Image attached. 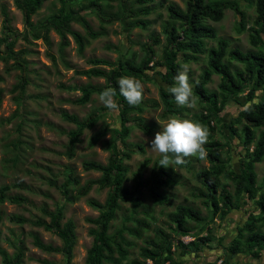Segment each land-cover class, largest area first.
Returning a JSON list of instances; mask_svg holds the SVG:
<instances>
[{
	"label": "trees",
	"instance_id": "obj_1",
	"mask_svg": "<svg viewBox=\"0 0 264 264\" xmlns=\"http://www.w3.org/2000/svg\"><path fill=\"white\" fill-rule=\"evenodd\" d=\"M47 0H16L15 4L23 16L25 29H29L34 39L42 38L48 44V34L54 31L60 37V49L69 45L67 35L72 36L77 45V53L81 55L89 40L102 36L104 27L118 22L124 31L132 28L148 30L147 17L154 11L153 7L146 6L154 0H136L138 8L126 7L124 0H116L117 10L111 11L109 1L114 0H88L86 3L72 6L77 0H56L59 8L43 20L33 24L31 19ZM183 8L175 3H169L164 7L166 19L160 23V35L150 33L147 41L140 44L141 55L122 52L115 61L92 58L89 60V69L75 71L78 76L86 78H100L104 80V86H81L78 89L81 96L74 102L86 105L93 94H100L102 90L112 87L116 90L115 99L119 105L117 117L118 125L104 126L95 132L87 141L89 148L95 147L100 140L110 132V139L105 142V149L109 156L105 165L94 161H86L82 167L86 171L100 172L97 180L88 182L80 192H72L68 186L72 178L68 176L61 186L62 200L54 211L41 208V213L49 219L30 221L19 215H11L8 220L17 225L30 223L32 226L42 227L46 231L56 234L63 242L60 248L44 244L36 235H33V245L44 252L64 253V264H72V249L75 243V225L71 220L62 223L66 203L77 200L93 185L99 189L107 188V197L102 205L94 200H88L90 207L98 210L99 215L87 222L95 226L89 230L92 236V245L87 251L84 264H182L173 260L171 248L174 246L182 255L201 253L215 249L212 245L213 236L209 233V226L218 216L224 219L232 210L239 211L243 206L251 203L256 210L249 212L246 221L237 228L236 237L222 250L225 259L221 263L229 264L228 258L237 254H249L253 263L259 264L261 252H264V176L261 183L256 181L255 164L264 161V41L260 37L264 35V0H244L254 6L255 17L252 21L250 43L252 50L242 52L239 49H229V43L218 36L217 30L208 21L220 22L225 10H231L239 16L237 33L241 34L246 28V14L242 11L237 0H181ZM104 3V5H103ZM161 6V5H160ZM77 7V8H76ZM107 11V12H105ZM4 26L7 25V14ZM88 16H95L101 26L100 31H94L87 21ZM161 14H158L160 17ZM72 24H78L84 31L82 33L72 30ZM5 37L8 38L10 30L5 28ZM39 32H42L41 34ZM18 35V32H13ZM26 40V38H23ZM207 41H215V47H208ZM15 40L7 43V49H11ZM155 47H160V57L155 59ZM23 54V52H22ZM206 56V67L202 70L194 84L193 95L197 98L200 111L193 116L194 122L202 124L208 132L207 142L204 145L206 159L210 163L207 169L196 171L195 178L201 185L193 197L200 199L208 212L207 217H202L199 209L189 205L179 204L170 214V222L174 224L172 230L180 235H193V240L184 244L180 239L170 240L163 230H154L153 238L144 237L151 229L147 218L154 220L144 204V190L154 204L168 206L170 200L162 189L172 188L178 181L174 177V171L170 168L160 167V157L154 161L144 158L136 171L131 175V186H125L128 179V167L124 164L136 153L144 154L142 145L127 143L126 140L135 125L137 129L146 135H150L152 129L146 125L140 116L146 109H156L159 104L156 101L142 100L138 106H130L119 94L117 84L121 76H131L142 83L154 82L158 76L161 83L168 87L173 85L174 77L181 71V65L197 63L200 56ZM8 58L14 59V67L20 70L18 83L13 90H19L22 95L28 83L26 76V63L21 58V53L8 52ZM227 59V61H225ZM6 60V59H5ZM234 61L242 68L233 71L230 63ZM107 67V70L103 69ZM158 68H163V71ZM216 75L219 83L216 90L207 88L212 77ZM0 77V83L2 82ZM157 84V83H156ZM262 95L257 99L256 93ZM158 94L162 106L161 116H179L182 108L175 102L174 97L167 88L158 86ZM245 94V100L237 97ZM1 104V93H0ZM235 107L236 114L230 118H224L226 112ZM103 114L92 111L85 119L79 120L73 114L62 113L61 118L76 126L74 130L66 133L68 144L66 155L72 158L76 145L80 143V137L84 130L93 129ZM133 122V124H130ZM258 131V133H257ZM220 134L224 142L216 138ZM238 140L242 146L238 166L230 164V158L224 160L222 151L230 145L229 141ZM252 147V148H251ZM251 148V149H250ZM228 151V149H227ZM149 169V175L143 179L144 172ZM190 159L185 158V163L179 168H188ZM233 186V193L228 190ZM12 188H24L21 184L0 186V205L9 203L23 205L27 199L20 195H9ZM121 203H129L130 214L125 220L131 225L121 227L109 232L111 224L116 218V212L120 210ZM141 209L144 218H135V214ZM134 215V216H133ZM146 216V217H145ZM187 221L195 223V227L187 228ZM207 232V235L203 233ZM203 235V236H201ZM141 240L143 245L138 246V259H131L130 250L136 247L131 239ZM223 237L219 238L221 244ZM217 246H219L217 244ZM1 264H21L22 253L10 257L0 248ZM206 264H216L218 259L211 258ZM257 261V262H256ZM149 262V263H148ZM264 264V261L261 263Z\"/></svg>",
	"mask_w": 264,
	"mask_h": 264
},
{
	"label": "rangeland",
	"instance_id": "obj_2",
	"mask_svg": "<svg viewBox=\"0 0 264 264\" xmlns=\"http://www.w3.org/2000/svg\"><path fill=\"white\" fill-rule=\"evenodd\" d=\"M15 1L0 0V77L3 79L0 83V186L21 184L24 188H12L8 194L23 196L27 199V203L20 206L9 203L0 205V248L4 249L10 257L21 251V264H64L63 252H44L32 243V236L36 235L44 244L61 249L64 242L56 234L46 231L42 227L32 226L30 223L24 225L14 224L8 220V217L19 215L30 221L42 219L48 222L49 219L41 213V208L45 207L48 211L55 210L62 200L61 186L66 182L68 176L72 178L68 188L76 194V192L83 190L88 182L97 180L101 176L100 172L84 170L82 164L86 161H94L103 165L107 163L109 153L104 147L105 142L110 139L112 134L108 132L93 148L87 146V141L100 128L119 124L117 110L107 109L100 102L98 94H93L86 105L76 104L74 101L81 96L79 87L87 85L104 86V80L78 76L75 71L89 69L88 62L92 58L113 62L121 51H126L129 54L134 52L140 56V44L147 41L152 32L159 34L162 43H164V38L160 33V23L166 19L164 7L169 3H175L183 8L184 3L181 0H154L153 3L146 5L154 8V11L147 17L148 30L143 31L132 28L124 31L118 22H114L104 27L105 33L102 36L94 40L90 39L83 53L79 55L76 50L77 45L70 35H67L69 45L63 50L60 49L61 39L54 31H50L48 34V44L42 38L34 39L29 29H25L22 13L17 9ZM87 1L77 0L72 3V6L79 7ZM118 1H109L112 7L111 11L118 9ZM124 1L127 8L131 6L138 8L139 6L136 0ZM237 1H239L241 9L247 17L246 28L243 33H237L239 16L231 10H225L224 17L220 22L208 21V23L217 30L220 38L229 43V49L237 48L242 52H246L253 49L249 36L251 31L248 28L253 27L254 6L249 5L244 0ZM251 1L254 2V0ZM58 8L59 4L56 0H47L43 3L41 9L32 16V23L36 24L43 20ZM3 10L7 14L6 27L10 30L8 38L5 37L6 27L4 26ZM158 14H161V16L158 17ZM87 21L94 31L102 29L95 16H88ZM72 30L85 35L78 24H72ZM15 31L18 32V35L13 33ZM24 37L26 40L23 39ZM260 37L264 41V35L261 34ZM12 40H15V44L9 50L6 45ZM207 46L215 47L216 42L207 41ZM155 50V59H158L161 48L155 47ZM9 51H13L14 54L21 53V58L26 63L28 83L22 95L19 94V90H13L19 81L21 72L14 67V59L8 58ZM182 65L188 66L189 83L193 89L199 75L206 67V56L201 55L197 63H182ZM230 65L233 71L242 68L240 64L234 61ZM103 69L107 70V67H103ZM158 69L163 71V68ZM181 70L183 69L181 68ZM153 80L154 82L151 83H142L144 89L143 99L145 101H156L159 107L156 109L148 108L140 115L146 125L152 129L151 134L146 135L133 125L126 140L127 143L142 145L145 151L144 154L136 153L129 160L124 161L129 170L127 174L129 180L125 183L127 187L131 186V175L144 158H150L154 161L160 157L150 151V144L148 143L154 139L155 133L160 131V125H163L170 117L194 121L193 116L200 111L197 98L193 95L196 102L195 107L180 106L183 110L179 116L162 117L158 86L161 85L163 88H168V86L161 83L158 76H155ZM218 83L219 78L214 75L207 88L216 90ZM256 95L259 99L262 92L258 91ZM237 98L244 101L245 94ZM234 109L235 107H231L229 110L231 113H224V118L234 116L236 114ZM92 111L102 113L103 117L93 129L83 131L73 157L69 158L66 155L68 144L66 133L74 130L76 126L64 121L61 114H73L79 120H83ZM130 124H133V122ZM216 138L224 142L220 134H217ZM229 142L230 145L222 151L221 156L224 160L228 159L227 157L231 158L230 163L235 166L240 159L239 154L236 152H242L241 143L238 140ZM188 158L190 159L188 168L173 166V170L169 167L174 171V177L178 181L172 188L162 189V192L168 196L170 205L154 204L148 197H145L147 191L144 190L145 208L154 219L147 218L151 229L144 234V237L148 240L153 238L154 230H163L169 239L173 241L180 239L184 243H188L193 238V235H180L172 230L174 224L170 222L169 216L179 204L199 209L202 217L208 216L201 200L194 198L193 193L201 187L195 178L196 171L209 168L210 163L206 158ZM151 166L152 164L144 172L143 179L148 177ZM255 173L256 181L261 183L264 176V161L255 164ZM228 190L233 193V186L229 185ZM107 192V188L99 189L97 185H93L86 194L64 205L62 223L71 220L75 225L72 264H84L87 251L92 245L93 238L89 235V230L95 228V226L88 223L87 219L96 218L99 212L90 207L87 201L94 200L103 205L106 201ZM130 206L129 203H121V208L116 212V218L111 224L110 233L121 227L131 225L130 222L125 220V216L130 214ZM254 210L256 208L249 203L239 211L232 210L222 220L217 216L208 228L210 235L213 236L212 245L215 246V249L207 250L205 248L201 253L182 255L173 246L171 248L173 260L182 264H206L211 262V258H217L216 264H224L221 263V260L225 259L222 247L228 246L236 237V229L244 223L248 213ZM134 217L144 218L141 209ZM186 227L191 229L195 227V223L187 221ZM203 235H207V232ZM221 237H223V240L219 244L218 240ZM129 239L136 244V247L130 250V258L140 260L138 246L143 245L142 241ZM263 261L264 252H261L258 263L261 264ZM228 262L229 264H251L253 258L249 254L239 253L234 257H229Z\"/></svg>",
	"mask_w": 264,
	"mask_h": 264
},
{
	"label": "clouds",
	"instance_id": "obj_3",
	"mask_svg": "<svg viewBox=\"0 0 264 264\" xmlns=\"http://www.w3.org/2000/svg\"><path fill=\"white\" fill-rule=\"evenodd\" d=\"M181 68L183 70L176 73L174 83L167 88V91L174 97L178 106L193 108L196 102L192 94V85L189 83L188 66L181 65ZM117 84L119 94L128 105L138 106L141 104L144 89L140 80L131 76H121ZM115 96L116 90L108 87L100 92L99 100L107 109L115 111L119 108ZM207 138V129L202 124L188 119L170 117L163 125H160V131L156 132L154 139L148 143L150 151L160 156V167H170L174 170L173 166L184 164L186 157L206 158L207 153L204 145ZM238 162L235 166H238ZM192 240L193 238L189 242Z\"/></svg>",
	"mask_w": 264,
	"mask_h": 264
}]
</instances>
